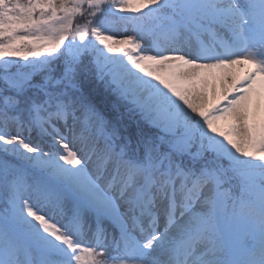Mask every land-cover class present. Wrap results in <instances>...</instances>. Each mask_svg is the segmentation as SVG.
I'll return each mask as SVG.
<instances>
[{
    "label": "snow or ice",
    "instance_id": "6c2138e0",
    "mask_svg": "<svg viewBox=\"0 0 264 264\" xmlns=\"http://www.w3.org/2000/svg\"><path fill=\"white\" fill-rule=\"evenodd\" d=\"M0 264H264V0H0Z\"/></svg>",
    "mask_w": 264,
    "mask_h": 264
}]
</instances>
